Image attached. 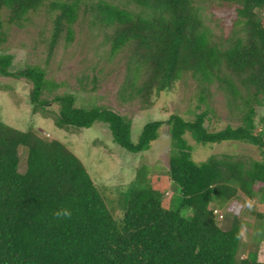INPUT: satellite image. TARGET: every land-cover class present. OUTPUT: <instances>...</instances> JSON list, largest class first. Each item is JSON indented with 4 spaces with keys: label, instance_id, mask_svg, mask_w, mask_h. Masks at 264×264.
I'll list each match as a JSON object with an SVG mask.
<instances>
[{
    "label": "trees",
    "instance_id": "1",
    "mask_svg": "<svg viewBox=\"0 0 264 264\" xmlns=\"http://www.w3.org/2000/svg\"><path fill=\"white\" fill-rule=\"evenodd\" d=\"M207 1L0 0V77L32 86L34 115L51 118L66 132L102 123L114 144L133 155L150 150L166 126L171 146L167 172L153 175L146 165L137 168L118 197L124 199V214L117 223L65 145L0 122V264H264L255 253L238 257L240 219L234 216L224 231L214 213L239 195L264 201V129L256 112L264 107V0H216L234 6L237 17L230 36L218 41L205 25L200 5ZM40 13L51 27L47 60L61 42L72 44L75 27L87 20L110 59L125 57L118 90L122 103L150 108L188 76L197 82V98L206 109L192 120L173 114L166 121L148 122L134 143L131 121L110 109L77 107L71 94L46 99L45 93L59 85L47 80L45 68L12 71L13 57L2 53L9 29L24 28ZM214 86L224 93L236 126L206 127ZM187 135L199 145H251L261 158L215 154L195 162ZM21 149L26 151L24 173L19 172ZM171 185L179 190V208L192 210L190 219L165 205ZM62 208L71 212L70 218L54 215Z\"/></svg>",
    "mask_w": 264,
    "mask_h": 264
},
{
    "label": "rangeland",
    "instance_id": "2",
    "mask_svg": "<svg viewBox=\"0 0 264 264\" xmlns=\"http://www.w3.org/2000/svg\"><path fill=\"white\" fill-rule=\"evenodd\" d=\"M202 7L205 25L212 31L215 41L227 39L236 21L235 7L216 0H208ZM50 23L44 13L38 14L24 28L11 27L4 54L13 57L12 71L26 66L45 68L47 80L59 85L53 93H45L51 100L54 95L71 94L75 97L77 107L91 108L101 106L129 119L132 123L131 139L137 142L142 127L151 121H166L170 115L177 114L192 120L195 114L206 108L198 101V84L191 77H185L168 93H162L154 99L150 108L143 109L140 103H122L118 98V90L124 77L125 57L119 55L113 59L108 56V47L96 29L87 20H82L75 27L72 44L66 46L61 42L47 60ZM32 86L24 80L0 77V122L7 126L27 132L34 130L40 137L56 140L65 145L83 164L94 185L105 198L108 208L117 223L123 218L124 199L119 195L126 192L133 181L137 168L148 166L153 175L167 172L170 153V135L168 128L163 126L159 138L151 145L150 150L143 154L133 155L116 144L106 125L95 123L89 129L59 130L51 118L32 113L29 94ZM208 105L212 110L206 127L217 131L227 125L236 126L238 122L232 117L224 93L211 88ZM200 106V108H198ZM49 109L57 113L56 105ZM257 123L262 122L264 129V107H258ZM192 147V158L202 162L215 154H231L246 156L255 160L261 158L257 148L242 143H221L213 145L196 144L190 136H186ZM25 150H20L19 172L24 173ZM167 207L179 210L183 218L190 219L193 215L189 208H179L181 196L176 186L171 185L164 196ZM216 224L224 231L231 228L234 216L242 224V239L238 257L246 258L255 253L260 262L264 263V201L257 196L253 200L242 195L217 208ZM238 261V260H237Z\"/></svg>",
    "mask_w": 264,
    "mask_h": 264
},
{
    "label": "clouds",
    "instance_id": "3",
    "mask_svg": "<svg viewBox=\"0 0 264 264\" xmlns=\"http://www.w3.org/2000/svg\"><path fill=\"white\" fill-rule=\"evenodd\" d=\"M58 219H66L71 217V212L67 208H62L54 213Z\"/></svg>",
    "mask_w": 264,
    "mask_h": 264
},
{
    "label": "built area",
    "instance_id": "4",
    "mask_svg": "<svg viewBox=\"0 0 264 264\" xmlns=\"http://www.w3.org/2000/svg\"><path fill=\"white\" fill-rule=\"evenodd\" d=\"M214 213H215V214H218V212H217V211H215ZM219 218H220V219H222V216H221V215H219Z\"/></svg>",
    "mask_w": 264,
    "mask_h": 264
}]
</instances>
